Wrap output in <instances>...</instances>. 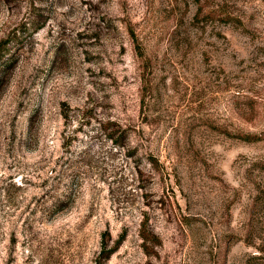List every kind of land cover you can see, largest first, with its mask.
<instances>
[{"label":"rangeland","instance_id":"rangeland-1","mask_svg":"<svg viewBox=\"0 0 264 264\" xmlns=\"http://www.w3.org/2000/svg\"><path fill=\"white\" fill-rule=\"evenodd\" d=\"M0 54V264H264V0H0Z\"/></svg>","mask_w":264,"mask_h":264},{"label":"trees","instance_id":"trees-1","mask_svg":"<svg viewBox=\"0 0 264 264\" xmlns=\"http://www.w3.org/2000/svg\"><path fill=\"white\" fill-rule=\"evenodd\" d=\"M1 54H0V59H1ZM243 139H245L246 141H251V137L250 136H244L242 137ZM120 245V242L117 243V248L115 247V249L113 248V250L110 251H106L105 248L102 251V254L100 255V257L98 258L96 264H105V262L107 261V259H109L110 255L113 254L115 251H117L118 247Z\"/></svg>","mask_w":264,"mask_h":264}]
</instances>
